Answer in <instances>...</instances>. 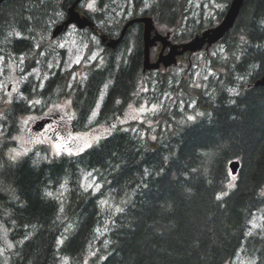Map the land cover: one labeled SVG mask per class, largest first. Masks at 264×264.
<instances>
[{
    "label": "trees",
    "instance_id": "1",
    "mask_svg": "<svg viewBox=\"0 0 264 264\" xmlns=\"http://www.w3.org/2000/svg\"><path fill=\"white\" fill-rule=\"evenodd\" d=\"M74 1L5 0L0 53L26 55L27 71L37 66ZM216 1L215 18L192 0H97L78 10L111 38L132 18L150 16L182 43L223 19L232 0ZM101 44L92 64L89 44L81 63L54 65L42 87L25 82L23 97L0 113V241L6 232L14 244L4 254L0 242V264H227L242 250L264 264V226L250 230L264 211V86L254 85L264 75V0L244 1L214 53H185L168 68L144 70L142 23L115 49ZM160 51L152 47V60ZM38 99L70 100L73 132L99 125L111 132L78 152L53 155L42 145L13 159L21 117L37 112ZM147 99L159 110L117 123ZM233 160L241 163L236 175ZM85 171L97 176V191L83 186Z\"/></svg>",
    "mask_w": 264,
    "mask_h": 264
},
{
    "label": "rangeland",
    "instance_id": "2",
    "mask_svg": "<svg viewBox=\"0 0 264 264\" xmlns=\"http://www.w3.org/2000/svg\"><path fill=\"white\" fill-rule=\"evenodd\" d=\"M96 2L97 0H82L79 5L89 7L91 4L92 7L90 8H95ZM44 3H46V1ZM214 5L216 6V9H220L222 6L216 0H192L189 4V6L194 7L196 10L203 7L205 15L208 18L217 17ZM51 35H49L50 40L48 41L49 44L47 43L48 46L43 48L40 55L41 59L49 58L48 66L46 68L43 66L40 59L37 66L27 71L26 55L16 56L7 52L5 55L0 53V113H3L14 99L23 97L22 87L25 82L32 81L31 83H34L36 86L41 82L42 87L46 79L49 77L50 71L54 65H56L55 68L65 70L81 63L83 58L85 59L89 44H92L93 47L89 55L87 54V64L95 62L103 53V46L100 38L94 33H87L86 31L78 29L76 26H71L68 30L62 32L52 40L50 37ZM86 35L89 36V40ZM18 36L22 37L21 34ZM131 43L133 45V42ZM132 45L129 46V51L133 49ZM220 47L221 44L217 45L215 49L214 47L211 48L208 52H210V54L214 53L216 48L219 49ZM63 50L65 54L64 57L63 53H61ZM198 56V59H202L203 53ZM23 65H25V68ZM171 71L179 73L183 70L179 67H172ZM107 90L108 86L106 85L100 96L98 105L91 115L90 121L96 119L101 107L100 104H102ZM163 99H165V97ZM163 99L161 101H163ZM44 101L38 99V103H32V109L34 111L37 110V112L25 114L21 117V131L16 137V147L11 150V156L13 159H18L29 150L36 149L42 145L48 146L53 155H61L64 152H78L88 148L89 145L91 146L100 138L111 132V128L108 125H99L91 127L85 131L73 132L70 130V124L72 121L71 118L75 116V112L73 111L71 101L68 99H62L57 102L49 103L47 106L43 105ZM159 106L160 105L157 101H151L149 99L144 100L138 105H131L124 115L119 118L117 123L144 120L150 113H155V111L159 110ZM40 120L44 121V124L40 129H35V125L39 123L38 121ZM82 183L84 187L93 188L95 191L100 187L97 176L93 171H85L83 173ZM250 225V230L252 232L262 229L264 226V211L256 212ZM1 238L2 241L0 242L2 244L4 243L1 249L2 252L6 254V247L11 249L14 244L9 240L6 232H2ZM255 263L256 258L245 254L242 250L234 261L228 262L227 264ZM62 264L71 263L69 260L64 259Z\"/></svg>",
    "mask_w": 264,
    "mask_h": 264
},
{
    "label": "water",
    "instance_id": "3",
    "mask_svg": "<svg viewBox=\"0 0 264 264\" xmlns=\"http://www.w3.org/2000/svg\"><path fill=\"white\" fill-rule=\"evenodd\" d=\"M3 1L5 0H0V4ZM80 1L81 0H75V2L68 8V18L63 24L58 25L54 29V36L60 34L70 24L73 23H75L79 28L92 26L106 45L115 48L124 38V35L126 34L130 25L134 24L135 22H142L144 25V69H157L161 66V64L166 67L176 64L177 56L182 55L187 51L193 53L198 50H202L205 46L206 48H209L211 45L222 39L224 35L234 26L245 0H232L224 18L219 24L206 29L202 32V34L196 35L189 42L180 44L172 43L169 39V33L167 35H163L159 32H156L155 35L152 36V30L155 28V23L153 18L150 16L131 19L125 24L121 35L118 38H109V36L101 31L91 19L85 15H81V13L76 9V5ZM157 42H161L162 49L157 60L152 61L151 47H153ZM167 47H169V51L165 52ZM256 84L264 86V75L257 80ZM43 124L44 121H40L35 125V129L42 127ZM239 167L240 162L238 160H234L230 163V168L232 169L233 174L238 172Z\"/></svg>",
    "mask_w": 264,
    "mask_h": 264
},
{
    "label": "bare ground",
    "instance_id": "4",
    "mask_svg": "<svg viewBox=\"0 0 264 264\" xmlns=\"http://www.w3.org/2000/svg\"><path fill=\"white\" fill-rule=\"evenodd\" d=\"M81 1H82V0H81ZM81 1H80V2H81ZM3 2H4V1H3ZM74 2H75V1H74ZM74 2H73V3H74ZM80 2H79V3H80ZM73 3H72V4H73ZM79 3L76 5V9H77V10H78ZM1 4H2V3H1ZM1 4H0V5H1ZM78 11H79V10H78ZM224 16H225V15H224ZM141 17H144V16H141ZM145 17H146V16H145ZM67 18H68V11H67ZM67 18H66L63 22L59 23L58 25L63 24V23L67 20ZM135 18H140V17H135ZM132 19H134V18H132ZM135 23H142V22H135ZM135 23H134V24H135ZM154 23H155V22H154ZM142 24H143V23H142ZM58 25H56V27H57ZM56 27H54V29H55ZM207 29H208V28H207ZM205 30H206V29H205ZM205 30H204V31H205ZM156 32H159V33H161V34H164V33L160 32L159 30H157V29H156V26H155V28L152 30V36L155 35ZM202 32H203V31H202ZM202 32L199 33V34H202ZM199 34H196V35H199ZM196 35H195V36H196ZM57 36H58V35H57ZM57 36H54L53 33H52V39L56 38ZM195 36H194V37H195ZM143 37H144V25H143ZM194 37H193V38H194ZM193 38H192V39H193ZM192 39H190V40H192ZM190 40H188V41H186V42H189ZM186 42H182V43H186ZM143 43H144V38H143ZM117 47H118V46H117ZM114 49H115V48H114ZM198 51H200V50H198ZM196 52H197V51H196ZM187 53L190 54V53H192V52L187 51ZM193 53H195V52H193ZM260 78H261V77H260ZM257 80H258V79H257ZM257 80H256V82L254 83V85H255V86H261V85H257V84H256V83H257Z\"/></svg>",
    "mask_w": 264,
    "mask_h": 264
},
{
    "label": "snow or ice",
    "instance_id": "5",
    "mask_svg": "<svg viewBox=\"0 0 264 264\" xmlns=\"http://www.w3.org/2000/svg\"><path fill=\"white\" fill-rule=\"evenodd\" d=\"M89 7H92V5L90 4ZM37 103H38V101H37ZM190 119H191V117H190ZM89 146H90V145H89ZM218 199H219V197H218Z\"/></svg>",
    "mask_w": 264,
    "mask_h": 264
},
{
    "label": "flooded vegetation",
    "instance_id": "6",
    "mask_svg": "<svg viewBox=\"0 0 264 264\" xmlns=\"http://www.w3.org/2000/svg\"><path fill=\"white\" fill-rule=\"evenodd\" d=\"M3 3V2H2Z\"/></svg>",
    "mask_w": 264,
    "mask_h": 264
}]
</instances>
